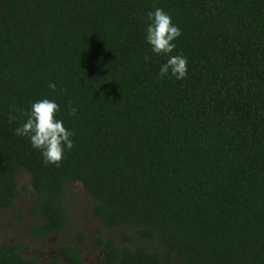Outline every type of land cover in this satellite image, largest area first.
<instances>
[{
  "label": "trees",
  "instance_id": "trees-1",
  "mask_svg": "<svg viewBox=\"0 0 264 264\" xmlns=\"http://www.w3.org/2000/svg\"><path fill=\"white\" fill-rule=\"evenodd\" d=\"M154 5L181 29L182 80L159 78ZM44 98L74 132L59 167L14 134ZM73 182L117 233L94 234L105 264H264V0H0V214L32 189L28 232L63 234ZM26 248L0 245V264H42Z\"/></svg>",
  "mask_w": 264,
  "mask_h": 264
},
{
  "label": "clouds",
  "instance_id": "clouds-1",
  "mask_svg": "<svg viewBox=\"0 0 264 264\" xmlns=\"http://www.w3.org/2000/svg\"><path fill=\"white\" fill-rule=\"evenodd\" d=\"M154 11L148 13V20L151 23L146 28V42L151 46V51L156 55H167L169 58L161 65L159 78L163 79L169 74L177 80L186 78L188 74L187 57L183 54L170 55L176 48L174 40L182 33L178 25L172 23L170 15L162 8L155 7ZM150 57L145 56L147 62ZM107 67V66H106ZM48 87L55 91L57 85L49 82ZM61 92L67 89H61ZM72 101H68L69 115L75 116L78 109L71 107ZM60 111V105L54 100L44 98L33 102L30 111L22 113L26 120L21 126L14 129V134L27 137L34 149L40 150L45 165L55 164L60 166L65 149L71 150L74 143L71 137L74 132L69 131L62 120L56 118ZM17 117L11 113L8 115V122L13 123Z\"/></svg>",
  "mask_w": 264,
  "mask_h": 264
},
{
  "label": "rangeland",
  "instance_id": "rangeland-1",
  "mask_svg": "<svg viewBox=\"0 0 264 264\" xmlns=\"http://www.w3.org/2000/svg\"><path fill=\"white\" fill-rule=\"evenodd\" d=\"M19 184L29 185V175L22 173ZM31 191L17 197L10 209L4 210L0 214V245L13 241H19L27 245L25 253L35 254L40 258L43 264L54 258L59 257L58 247L64 243H70L79 248L82 257L87 264H105V250L99 247L94 234L101 230L104 237L117 236L114 231L105 228L100 221L96 219L91 212L92 198L88 195L79 182H73L65 194L69 214V226L63 234H53L44 238H34L29 232V226L36 221L29 215V209L32 205ZM22 211L24 219L19 220L18 214ZM76 232L85 233V241H78L74 235ZM66 261V260H65ZM67 264H71L67 261Z\"/></svg>",
  "mask_w": 264,
  "mask_h": 264
},
{
  "label": "flooded vegetation",
  "instance_id": "flooded-vegetation-1",
  "mask_svg": "<svg viewBox=\"0 0 264 264\" xmlns=\"http://www.w3.org/2000/svg\"><path fill=\"white\" fill-rule=\"evenodd\" d=\"M75 247H76V246H75ZM58 248H59V247H58ZM76 248L79 250L78 247H76ZM79 251H80V250H79ZM58 253H59V252H58ZM80 253H81V251H80ZM81 256H82V253H81ZM59 257H60V254H59ZM54 258H58V257H54ZM82 258H83V257H82ZM63 260H64V261L66 260L65 262H66V264H67V261H68V260L65 259V258H64ZM83 260H84V259H83ZM68 262H69V261H68ZM84 262H85V260H84ZM41 263H42V261H41ZM69 263H70V262H69ZM85 263H86V262H85ZM42 264H43V263H42ZM47 264H49V261L47 262ZM86 264H87V263H86Z\"/></svg>",
  "mask_w": 264,
  "mask_h": 264
}]
</instances>
